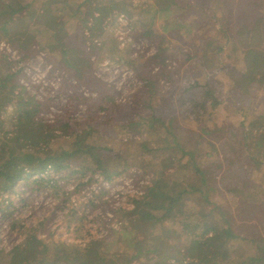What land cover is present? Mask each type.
<instances>
[{"label": "trees", "instance_id": "obj_1", "mask_svg": "<svg viewBox=\"0 0 264 264\" xmlns=\"http://www.w3.org/2000/svg\"><path fill=\"white\" fill-rule=\"evenodd\" d=\"M24 1L27 0H0V39L6 40L14 49H17L19 44L15 36H21V42H26L29 25H37L40 22L41 27H33V30L37 29L41 33L47 32L49 41L39 39L37 43L41 49L50 54L49 56L45 51L38 49L44 52L45 60L51 61L50 72L62 71L68 75L65 79L67 84L71 85V78L76 85L84 89L87 88L84 85L85 82L89 78L92 79L90 70L86 75V70L89 69L87 67L88 57L94 53L93 49L99 48L100 43L96 41L91 45H86L83 37H87L89 33L95 34L93 30L98 29V23L102 21L104 13L112 11L119 0H80L76 8H71L72 12L68 18L73 22L71 23L72 28L64 38L58 37L59 30L61 31L65 23L59 24L56 29L57 14L55 9L61 8V5H57L60 2L70 3L75 0H45L47 4L50 1L56 3V6L51 8L53 13L50 14L46 10L43 12H36V9L31 11L33 4L24 3ZM94 2L96 6L89 11L92 19L85 20L81 14L84 10L81 11V8L83 5H92ZM122 4L125 3L122 2ZM153 5L154 7L149 4L153 13H166V9L173 8L174 15L173 13L172 15L166 14L167 24L174 22L179 29L186 25L193 27V24L187 20L198 18L200 15L205 19V24L199 25L196 23L197 19L193 20L195 24L199 25L200 31L195 30L189 33L186 37L190 38L188 41L182 42L183 38L180 35V44L176 43V45L174 41L163 39L160 41V45H156L155 53L146 59L150 65L157 67V70L152 74L147 73V77L138 88L140 90L138 96L141 97V101L140 103L136 102V106H140L144 112L132 111L125 114L126 120L120 125L121 130L117 132V134L121 132L122 134L118 135V139L115 141L110 138L107 140L90 136L91 129L85 120L77 122L69 116L68 118L59 114L57 119L49 122L39 115V109L36 110L35 105L32 109L23 107V105L22 108L18 104L15 105L17 108H14L15 118L9 116L10 120H7L9 125L14 127L16 136L9 137L3 132L0 135V139L10 145L7 151L4 147L1 148L2 154L6 158L3 157L0 162V195L4 192L12 193L20 179L25 177L29 179L48 169H51L53 174H58L63 169H71L76 165V162L85 159L89 160L93 166L80 164V170L85 169L91 173H98L107 182H112V177L125 174L133 168L150 169L153 172L151 184L141 195L130 199V204H133L132 208H118L115 214L123 215L124 222L125 220L127 222V218L130 217L129 224L134 229L141 230L144 227L145 230H151L149 232L151 248H147V253H154L155 258H153L154 262H149V264H160L159 260L168 258L175 251H171L169 246L159 247L162 244L160 240L162 234L156 226L167 220V215L173 213L175 209L183 208L184 196L190 191L181 190L184 188L182 187L178 193H164L165 182L162 178V169L156 171L136 162H130L127 165L125 158L121 157L127 153L130 156L137 154L138 152L134 148L136 146L140 145L146 149L150 147L147 140L135 143L138 140L131 139L135 132L139 133L138 129L158 134H162L164 130L166 131L165 142L172 141L175 147L182 148V156L190 155L194 158L198 156L201 168L198 165L195 168L203 175L208 166L210 168L220 166L221 158L225 153L233 152L234 155L229 159L231 162L229 175L234 183L244 186L245 190V194L241 196L243 199L236 208L240 215L238 221L230 219L226 211L222 212L220 206L216 207L211 215L201 216L199 221L203 222L202 231H198L199 227L194 228L193 235L184 239V243L176 248L178 254L181 255L180 264L187 260L189 264H203L205 258L208 257L209 264H264V236L259 233V230L262 229L264 233V198L256 201L244 199L247 198V193L250 190L259 191L258 189H261L264 191V134L259 135L262 136L261 138H256L258 136L253 132V123H255L253 120L247 125L244 120H239L237 124L232 125L231 122L226 121L225 117L219 123L204 122L203 119L209 120L208 117L218 112L211 114L215 109L219 111L222 109L220 113L223 112L227 104H230V111L241 114L253 98L260 99L264 108V0H196L193 3L190 1L180 3L179 0H161L160 2L153 0ZM92 10H94L93 13ZM95 13L97 15H94ZM33 17L35 20L30 21V18ZM82 27L87 28L90 32L85 34ZM22 28L24 29L23 35L18 31ZM31 31L29 30V32ZM48 31H52V33L48 34ZM147 35L152 34L149 32ZM4 36L8 38H4ZM79 36L82 37L83 42H74ZM90 38L91 35L88 39ZM164 41L167 42L163 43ZM184 44L192 45L193 53L187 51ZM114 47H116L115 44ZM199 52L200 54L204 53L206 58L195 61L194 58L199 56ZM177 53H181L182 59L178 57ZM166 60L168 61L166 62ZM189 60H192L194 65L185 64ZM171 62L176 64L178 62V64L171 67ZM0 65L2 66V64ZM186 68L191 75L187 80L188 83H184L183 78ZM195 70L196 73H194ZM19 73L20 68L12 71L10 63L6 61L0 68V112L5 110L6 104H12L13 97L18 96L14 92L17 85L20 84L18 82ZM102 82L104 86H110L108 82ZM63 84L64 81L60 83L61 88ZM64 93L69 98L79 99L86 103L95 97L91 93L87 97H83L81 90L75 95L74 92L65 91ZM116 109L121 114L124 112L121 107ZM177 110H179L178 113H175ZM167 111L173 112V116L166 118ZM133 115H136L135 120ZM174 118L176 119L174 120ZM261 123H264V120ZM186 124H193L191 137L188 135L191 131L187 128L190 125ZM51 125L58 127L61 131L53 133V137H50V130L42 141L33 137L35 129L50 128ZM73 127H77L81 131L77 132L75 129L72 132ZM187 146H193V149L184 150ZM246 147L256 148L255 157L249 154ZM154 158L158 163L157 155ZM165 160L167 158H162L158 164ZM202 160L204 161L202 162ZM252 163L259 166L258 172L243 167L244 165L250 167ZM257 176L258 186H254L251 183ZM44 181L46 183L53 181L50 186H54L57 180L41 178L30 181V183L36 189H40L45 187ZM207 183L206 179L205 186L194 188V191H205L204 195L208 201L210 190ZM191 189L193 190V187ZM218 215L220 218L209 222ZM176 220L173 219V224ZM238 224H241L242 228L238 229L236 226ZM162 231L168 233L171 231V227L162 225ZM32 239L34 242H30V251L39 242H42L36 237H32ZM132 240H135L137 252H140L142 242L145 245L147 243L145 238L133 237ZM170 243L174 246L171 239ZM245 243L257 249L260 248V255L240 257V247ZM18 246H14L8 251L0 249V263L9 261L10 264H20L25 258L24 253L27 250ZM66 256L67 254L64 255V258ZM29 257H34V255L30 254ZM98 257L102 258V263L97 261L88 263L86 258L76 262L71 259L63 260H65V264H118V262H112L115 258L113 255L112 257L99 255ZM177 260L172 259L171 264L176 263ZM45 262L56 264L52 260L42 259V264Z\"/></svg>", "mask_w": 264, "mask_h": 264}, {"label": "rangeland", "instance_id": "obj_2", "mask_svg": "<svg viewBox=\"0 0 264 264\" xmlns=\"http://www.w3.org/2000/svg\"><path fill=\"white\" fill-rule=\"evenodd\" d=\"M188 1L192 3L196 2V0H179L180 3ZM25 2L33 4L31 11H35L36 9V12H43L46 10L49 14L53 13L51 8L56 6L55 2L50 1L47 4L45 0H27ZM79 2L80 0H75L70 3L60 2L57 4L61 5L60 7L63 10L61 8L55 9L57 14L55 19V23H57L56 29L59 24L65 23L61 31L59 30V38H64L69 33L70 28H72L71 23L73 22L68 17L72 12L71 8H76ZM122 2L125 4H122ZM149 4L154 7L153 0H119V3L113 7L112 11L104 13L102 21L98 23V29L93 30L95 34H90L87 28L82 27L85 34L89 33L87 37H83L86 45H91L96 41L100 43L98 45L99 48L93 49L94 53H91L88 57L90 63L88 62L87 67L89 69L86 70V75L90 70L92 79H87V82L84 84L87 87L85 89L76 85L71 78V85L67 84L65 79L68 75L62 71L60 75L49 73L51 61L45 60L43 51L48 52L41 49L37 43L39 39L49 41V37L44 30L43 33L37 31V29L33 30V27L40 26V22L37 25H29L28 40L26 42H21V36H15L19 44L16 47L19 59L7 61V59L4 60L0 57V64L3 66L5 61L9 62L12 71L20 68V73L18 74V82L20 84L17 85L14 92L18 96L13 97L12 104H6L5 110L0 112V135L3 132L9 137L16 136L15 129L9 125L8 120H10L9 116L15 118L14 108L18 104L20 108L23 105V107L31 109L35 105L36 110L39 109V115L49 122L57 119V115L59 114H63L65 117L69 116L77 122L85 120L91 129L90 136L106 138L107 140L110 138L117 141L118 135L122 134V132L119 134L117 132L121 130L120 125L126 120L125 114H129L132 111H136L137 113L144 112L140 106H136V102L140 103L141 101V97L138 96V91H140L138 88L140 87L139 84L144 82L147 73L152 74L157 70V67H153L146 60L155 53L157 49L156 45H160V41L163 39L174 41L175 45L176 43L180 44L179 35L183 38L182 42H186L190 39L186 38L189 33L195 30L198 31L199 25L205 24V19L200 15L198 18L187 20L193 24V27L192 25H186L179 29L174 22L167 24L166 14L172 15L173 13L174 15L173 8L166 9V13H153ZM95 6V2L92 5H83L81 11H84L81 14L85 20L89 21L92 19L89 11ZM126 13L129 14L127 15ZM94 15H97V13ZM35 17L30 18V21H34ZM196 19V23L199 25L194 23L193 20ZM80 23H82V20H80ZM29 30L32 31L29 32ZM18 31L22 35L24 34L23 28ZM102 31L104 33H101ZM149 32L152 35L148 36L147 33ZM51 33L52 31H48V34ZM90 35L91 38L88 39ZM79 37L74 42H83L82 37ZM4 38L8 37L4 36ZM23 44L24 46H22ZM114 44L116 47H114ZM184 47H186L187 51L193 53L194 47L192 45L184 44ZM38 49L43 51H39ZM177 54L182 59L181 53ZM203 58H206L205 54H200L199 52V56L194 58V60L200 61ZM107 62L116 69L111 72L110 69L99 68L101 64H106ZM177 64L175 62L170 63L171 67H175ZM185 64L194 65L192 60H189ZM2 66L0 65V68ZM39 69L43 70L40 75L38 74ZM196 72L195 70L194 73ZM184 75V83H188L187 80H189L191 75H189L187 68L184 70ZM103 77L106 80L101 79ZM62 81H64V84L61 88L60 83ZM102 81L108 82L110 86H104ZM80 90L84 95L83 97H87L91 93V95H95L94 99L86 103L81 102L79 99L69 98L64 93L65 91L69 93L74 92L75 95ZM118 107L123 109L124 112L122 114L116 109ZM68 108L72 109L69 110ZM178 111L175 113H178ZM220 111L218 109L213 110L211 114L217 113L208 117L209 120L202 117L205 120L204 122L219 123L225 117L226 121L231 122L232 125L237 124L239 120H244L247 125L253 120L255 121L253 123V132H255L254 135L258 136L256 138H261L262 136L259 135L264 134V123H261L264 120V108L260 99L253 98L241 114L230 111V104L226 105L223 112L220 113ZM173 114V112L167 111L165 117L169 118ZM133 119H136V115H133ZM186 125H190L187 128L191 131L188 134L191 137V134H193V124ZM50 128L41 127L38 130L35 129L33 137L35 136L37 139H40L39 141H42L50 130V137H53V133L61 131V129L53 125ZM75 129L77 132L81 131L79 128L73 127L72 132ZM138 132H135L131 139L138 140L135 143L147 140L150 143V147L146 149L139 145L134 147L138 152L137 154L130 156L127 153L126 155H122V157H118L125 158L127 165L130 162H136L156 171L162 169V178H164L165 182V187H163L164 193H178L181 190L190 191L184 196L185 204L183 208L175 209L173 213L167 215V220L163 221L161 225L156 226L157 229L161 230L162 234V237H160L162 244L159 247L164 248L169 246L171 251H175L168 258L159 260V263L162 264L166 261L165 264H171L172 259H178L174 264H180L181 255L178 254L176 248L180 247L181 243H184V239L193 235L194 228L199 227L198 231H202L203 222H201L202 220L199 221L201 216L211 215L213 210L220 206L222 212L225 213L226 211L230 219L234 221L239 220L240 215L236 208L243 199L241 196L245 194V190L244 186L234 183L229 175L231 170L229 159L234 153H225L221 158V165L213 168L208 166L203 175L195 168L197 165L201 168L198 156L196 158L190 157V155L182 156V148L175 147L172 141L165 142L164 135L166 131L163 130L162 134H158L143 132L138 129ZM26 141L28 142V140ZM109 143L113 144L114 142ZM231 144L233 145V143ZM2 147L7 151L10 145H7L0 139V162L3 157L4 159L6 158L2 154ZM192 149L193 146H187L184 150ZM246 150L251 156L255 157L256 148L246 147ZM155 155H157L158 163L162 158H167V160L158 164L154 160ZM89 162L86 159L80 160L71 169H63L58 173L59 185L55 184L56 202L54 205L49 204V201L45 200L46 196L43 197L40 193L36 192L38 189L30 182L23 181L18 185V190L25 188L28 193L26 203L30 206V214L25 218V215L19 212L12 222L6 215L1 219L0 246L9 248L10 250L14 246L19 245L18 247L21 249H26L27 251L24 253L25 258L22 259L20 264H42V259L52 260L56 264H65V260L63 259H71L76 262L82 261L84 258H86L88 263L92 261L102 263V258L98 257L99 255L108 257H112L113 255L115 258L112 262H118V264H149V262H154L153 258H155V254L147 253V248H151V238L149 236L151 230H145L144 227L141 230L134 229L129 224L130 217L129 219L127 218V222L126 220L124 222L123 215L119 213H117L118 215L115 214L118 208L127 207L131 197H138V195H141L145 191L146 187L153 180V172L150 169L133 168V170L131 169L125 174L112 177V182H108L109 184L105 185L102 184L105 181L98 173H91L85 169L80 170V164L93 166ZM243 167L255 172L259 170V166L255 163H252L250 167L247 165ZM206 179L208 180L207 184L210 190L208 201L204 195L205 191H194V188L198 189L202 185L205 186ZM253 181L251 184L258 186V176ZM73 186L74 189L70 192L62 191L70 189ZM192 187L193 190L191 189ZM254 190L256 189L250 190L247 193V198L244 199L256 201L264 198V191L261 189H258L259 191ZM87 193L89 196L93 195V198L88 201V207L85 206L89 197L86 195ZM14 202L15 204L17 203L16 198H14ZM218 218H220L219 215L213 220L209 219V222L211 223ZM24 219L27 223L25 227L21 224V221ZM173 219H177L174 224ZM118 221L120 222L119 228ZM3 222H9L7 224L8 228L7 226L5 227ZM162 225L171 227L172 232L164 233ZM236 226L238 229L242 228L241 224ZM259 233L264 236L263 229L259 230ZM32 237H36L42 242H39L30 251V242H34L33 239H35H32ZM133 237L137 239L145 238L147 240L146 245L143 242L141 243L142 248L140 252L136 251V239L132 240ZM170 239L174 243V246L170 243ZM240 249V257L243 258L249 255L253 257L260 255V248L257 249L247 243L241 245ZM30 254H33L34 257L30 258ZM65 254L67 256L64 258ZM209 262L208 257L205 258L203 264H209ZM0 264H10V262H1ZM44 264H48V262ZM182 264H189V261L182 262Z\"/></svg>", "mask_w": 264, "mask_h": 264}, {"label": "built area", "instance_id": "obj_3", "mask_svg": "<svg viewBox=\"0 0 264 264\" xmlns=\"http://www.w3.org/2000/svg\"><path fill=\"white\" fill-rule=\"evenodd\" d=\"M0 57L3 58V59L5 58L8 61H15V60H18L19 59L18 54H17V50L14 49L4 39H0ZM51 66H50V68H51ZM99 68H105V69H108V70L110 69L111 72H112V70L114 71L116 69L115 67L110 66L109 62H107L106 64H101ZM42 72H43L42 69H39L38 70V74L39 75ZM23 73L25 74V76H27L25 72H23ZM49 73L50 74L56 73L57 75H60L61 72L55 71V72L52 73V72H50V69H49ZM101 79L106 80L104 77L101 78ZM53 173L54 172L51 169H48V170H46L45 172H43V173H41L39 175H33L29 179H26V177L24 176L25 178L20 179L16 183V185L14 186L15 188L13 189V192L12 193L11 192L10 193H8V192L2 193V195H0V221L6 215L7 218L12 222L16 218V216H17V214L19 212L23 213L25 215V218H27L29 216V214H30L29 207L30 206H28L27 203H26V199L28 197V193H27V191H26L25 188H23V190H18L17 189L19 187L18 185L21 182H23V181L24 182L36 181V179L38 180V179H41V178L42 179H45V180H47V179H56L57 181L54 183V186H50L51 184H53V181H50V183H46V181H44L43 184L45 185V187H41L40 189L36 190V192L40 193L41 196H43V197L46 196L45 200H48L49 201V204L51 203L52 205H54L55 202H56V194H55V186L56 185L55 184L58 183V185H59V180H58V176L59 175L58 174H53ZM73 183L75 184V182H73ZM102 184L108 185L109 183L107 181H105ZM73 189H74V186L71 187L70 189L62 190V191H64V192H70ZM48 195H50V196H48ZM65 195H67V193H65ZM86 195L89 196L88 193ZM14 198L17 199V203L16 204L14 202ZM92 198H93V195L92 196H89L87 198L88 200H87L86 205H85L86 207H88L87 206L88 203H89L88 201L91 200ZM131 198H133V197H131ZM44 206H45V203H44ZM132 207H133V204H130V201H128V205L125 208L130 209ZM3 224L5 225V227L7 226V228H8V225L7 224H9V222H6V223L3 222ZM21 224H23L24 227L27 225V223L25 222V219L23 221H21ZM119 226H120V222L118 221V228H119ZM0 249L1 250H5V251H8L9 250V248H5L3 246H0Z\"/></svg>", "mask_w": 264, "mask_h": 264}]
</instances>
